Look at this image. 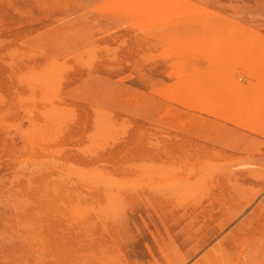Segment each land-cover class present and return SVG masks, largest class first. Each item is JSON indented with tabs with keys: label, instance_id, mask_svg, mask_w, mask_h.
<instances>
[{
	"label": "rangeland",
	"instance_id": "obj_1",
	"mask_svg": "<svg viewBox=\"0 0 264 264\" xmlns=\"http://www.w3.org/2000/svg\"><path fill=\"white\" fill-rule=\"evenodd\" d=\"M263 52L264 0H0V264H264Z\"/></svg>",
	"mask_w": 264,
	"mask_h": 264
},
{
	"label": "bare ground",
	"instance_id": "obj_2",
	"mask_svg": "<svg viewBox=\"0 0 264 264\" xmlns=\"http://www.w3.org/2000/svg\"><path fill=\"white\" fill-rule=\"evenodd\" d=\"M164 14V13H163ZM180 35V34H179ZM262 50V49H261ZM264 53V52H263ZM261 55V54H260ZM221 57V56H220ZM245 59V58H244ZM259 59V58H258ZM256 60V59H255ZM255 62H257V61H255ZM258 65V64H257ZM258 67V66H257ZM257 69V68H256ZM22 73V72H21ZM20 74V73H19ZM41 83V82H40ZM46 85V84H45ZM44 85V86H45ZM49 85V84H48ZM53 86V85H52ZM37 87V86H36ZM50 87V86H49ZM49 87H47V88H49ZM45 92V91H44ZM260 93V92H259ZM30 98V97H29ZM53 99V98H52ZM209 101V100H208ZM207 101V102H208ZM35 102V101H34ZM211 102V101H210ZM33 103V102H32ZM63 107V106H62ZM212 107V106H211ZM65 110V109H64ZM255 111V110H254ZM224 112V111H223ZM48 115V114H47ZM46 115V116H47ZM73 117V116H72ZM240 117V116H239ZM232 120V119H231ZM116 121V120H115ZM28 133V132H27ZM159 133V132H158ZM150 135V134H149ZM52 137V136H51ZM122 137V136H121ZM53 138V137H52ZM123 139V138H122ZM154 139V138H153ZM152 139V140H153ZM108 140V139H107ZM162 143V142H161ZM96 144V143H95ZM102 144V143H101ZM99 145H100V143H99ZM161 146V145H160ZM95 147V146H94ZM110 147V146H109ZM112 147V146H111ZM95 152V151H94ZM104 153V152H103ZM91 154V153H90ZM54 156V155H53ZM56 156V155H55ZM98 157V156H97ZM155 166V165H154ZM185 166V165H184ZM178 168V167H177ZM152 170V169H151ZM99 180V179H98ZM223 180V179H222ZM96 184V183H95ZM171 194V193H170ZM164 200V199H163ZM202 200V199H201ZM2 219V218H1ZM3 243V242H2ZM232 244V243H231ZM251 251V250H250ZM115 254V253H114ZM252 256V255H251ZM253 257V256H252ZM255 259V258H254ZM254 262V261H253ZM263 263V262H262ZM81 264V263H80Z\"/></svg>",
	"mask_w": 264,
	"mask_h": 264
}]
</instances>
